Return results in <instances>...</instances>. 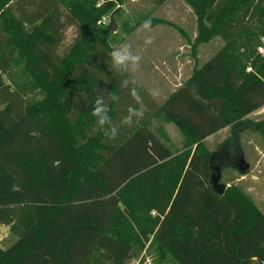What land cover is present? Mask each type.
<instances>
[{
    "label": "trees",
    "instance_id": "obj_1",
    "mask_svg": "<svg viewBox=\"0 0 264 264\" xmlns=\"http://www.w3.org/2000/svg\"><path fill=\"white\" fill-rule=\"evenodd\" d=\"M186 1L205 29L192 49L211 30L224 44L161 104L138 84L148 111L113 140L92 109L103 91L118 122L135 104L121 87L131 75L109 68L108 30L87 26L114 16V2L0 0V225L17 236L0 248V264H91L92 255L126 264L134 240L152 231L181 264H264V213L233 186L213 191L215 151L205 143L264 106L261 70L246 72L235 48L245 30L264 25V0ZM74 26L77 38L61 51ZM65 80L72 90L58 93ZM39 88L48 102L32 96ZM153 115L180 130L181 150L148 127Z\"/></svg>",
    "mask_w": 264,
    "mask_h": 264
},
{
    "label": "rangeland",
    "instance_id": "obj_2",
    "mask_svg": "<svg viewBox=\"0 0 264 264\" xmlns=\"http://www.w3.org/2000/svg\"><path fill=\"white\" fill-rule=\"evenodd\" d=\"M112 1L119 11L114 16L108 14L90 23L87 30L98 36L104 34L105 29L108 30L109 34H106V38L110 52L123 43L131 44L133 54L140 55L142 59L139 67L134 71L130 70L128 73L145 89H162L160 84L163 83L161 79L164 77L158 69H154V65L151 64L148 57L151 55L149 50L153 44L159 43L160 48L162 46L168 48L170 41L169 38L167 39L168 35L182 47L179 60L186 65L181 66L179 72L186 75H188L189 68L193 64V62H186L187 59L191 60L192 58L191 51H197V67H199L224 44L218 35L211 34V30L209 31L210 37L204 40L200 38L195 49H192L191 44L195 40L197 30L205 29L202 20L197 17L194 8L186 0H165L158 5L152 0ZM62 11L69 12L64 6H62ZM149 17L160 19L162 22L152 24L149 30H140L142 22ZM111 18L116 25L115 31H111L107 27ZM30 29L26 27V30ZM77 35L78 28L76 26L69 27L65 32L61 51L69 50ZM149 39L151 43H145ZM80 46L79 44L78 48ZM235 48L245 54V71L257 73L258 70H261L259 74L264 79V25H255L251 29L245 30L236 39ZM151 53L153 54V63L161 69L164 65L162 62L167 59L166 53L160 50ZM247 67H250V70L247 71ZM3 78L6 80L5 76ZM73 86L74 84L65 80L58 93H69ZM165 93L167 94V91L161 94L162 98L166 95ZM32 96L36 101L42 103L49 101L45 99L46 93L41 88L37 89ZM161 96L156 98L159 102L162 101ZM158 126L164 129L167 127L166 123L160 119L152 120L151 128L156 130ZM168 128L171 129L173 135L172 142L179 145L181 136L177 129L169 125ZM75 130L81 132L80 125L76 126ZM94 141L95 139L92 140V142ZM205 143L210 151H215L212 165L221 168V183L225 184L226 188L235 187L239 193L245 195L250 208L253 207L264 213V106L247 116L241 117L233 127L228 126L222 129L217 135L206 140ZM226 143L236 144L237 158L231 157L233 152L231 148H228L229 157L223 156L226 152L223 145ZM240 156L248 164L243 171L240 167ZM130 222L132 224L133 219ZM6 227L0 225V248L9 247L17 239V236ZM138 240H134L131 257L126 264H181L153 238V231L148 233L147 239ZM90 263L106 264L99 255H92Z\"/></svg>",
    "mask_w": 264,
    "mask_h": 264
},
{
    "label": "clouds",
    "instance_id": "obj_3",
    "mask_svg": "<svg viewBox=\"0 0 264 264\" xmlns=\"http://www.w3.org/2000/svg\"><path fill=\"white\" fill-rule=\"evenodd\" d=\"M99 6L97 5V7ZM151 25L152 18L149 17L142 22L140 30H149ZM145 43L150 44L151 40H146ZM108 55L110 57L109 68L121 76H124L130 70H136L142 59L140 55L133 54L131 44L129 43H123L120 47L113 49ZM121 87L128 89L129 95L135 101V104L127 108L126 114L122 115L118 122H114L109 115L110 108L105 100L103 91L98 93L91 113L96 121V127L103 132V135L113 140L118 137L121 128L131 127L135 123H138L148 111L137 80L131 77H125L121 80ZM158 94V91L155 89L149 93L153 98L158 96ZM109 99L116 101L119 97L112 94Z\"/></svg>",
    "mask_w": 264,
    "mask_h": 264
},
{
    "label": "crops",
    "instance_id": "obj_4",
    "mask_svg": "<svg viewBox=\"0 0 264 264\" xmlns=\"http://www.w3.org/2000/svg\"><path fill=\"white\" fill-rule=\"evenodd\" d=\"M178 31V30H177ZM169 38V45H168V48H165L162 46V48H160L158 46V44H153L151 45V48L149 50V53L151 54L150 57H148V59L150 60L151 64L154 65V69H158L161 73V75L164 77V79H161L163 83H161L160 85L162 86V89H158V96H156L155 98L151 97L155 102H157L158 104H161L164 100H166L170 95L171 93H173L179 86H181V84L186 80L188 79V77L191 75L193 69L195 67L198 66V55H197V51L194 52V51H191L190 54H191V60L190 59H187L186 62L188 63H192V66L189 68V73L188 75L186 74H181V72H179V69L181 66H185L186 63H182L179 58L181 57L180 55V52L182 51V47L180 45H178L179 43L172 40L171 37H169V35L167 36V39ZM176 42V43H175ZM164 48V49H163ZM157 50H160L161 52H165L166 54V57L167 59H165L162 63L164 64L162 66V68H158L156 66V64H154V60L152 59L153 58V54L151 52H155ZM194 60V61H193ZM195 62V63H194ZM176 67V68H175ZM178 72V74H177ZM183 76V78H182ZM141 86V85H140ZM142 87V86H141ZM143 88V87H142ZM147 94L149 95V93L152 91L151 88H148V89H145L143 88ZM167 91V94L165 96H161V94H163V92H166ZM161 96V99L162 101L159 102L156 98L160 97ZM162 120L166 123V128H162L161 126H158L156 130H153L151 128V122L152 120ZM168 125L171 126L172 128H176L179 135L181 136V142L179 145H176L172 142V134H171V129L168 128ZM148 127L154 132V133H157L160 138L162 140H164V142L170 146L173 150L174 153H176V151L179 149L181 150V146H182V142H183V135L182 133L180 132V130L172 123V122H169V121H166L164 120L161 116H151L149 117V125ZM226 128V127H225ZM224 129V128H223ZM222 130V129H221ZM221 130H219L218 132H216L215 134L213 135H210L206 138V140H208L210 137L212 136H215L217 135ZM8 229V227H6Z\"/></svg>",
    "mask_w": 264,
    "mask_h": 264
},
{
    "label": "water",
    "instance_id": "obj_5",
    "mask_svg": "<svg viewBox=\"0 0 264 264\" xmlns=\"http://www.w3.org/2000/svg\"><path fill=\"white\" fill-rule=\"evenodd\" d=\"M108 29L111 30V31H115V28H116V25H115V22L113 20V18H111L110 20V23L108 24ZM215 154H212L211 157H210V170H211V173H210V179H209V182H210V186L211 188L213 189V191H215L216 193L218 194H222L225 189H226V185L221 183V168L219 167H214L212 165V159L214 157ZM238 155V152L237 154ZM237 158V156H236ZM244 164V165H242ZM248 164L245 163V160L243 159L242 156H240V167H241V171H243V169L245 167H247ZM215 170V171H213Z\"/></svg>",
    "mask_w": 264,
    "mask_h": 264
},
{
    "label": "flooded vegetation",
    "instance_id": "obj_6",
    "mask_svg": "<svg viewBox=\"0 0 264 264\" xmlns=\"http://www.w3.org/2000/svg\"><path fill=\"white\" fill-rule=\"evenodd\" d=\"M223 147H224V149H226L225 151L226 152H224V154H223V156L225 157V158H228L229 157V153H230V151H229V149L228 148H231V149H233V152H232V158L233 157H236V154H237V147H236V144H232V143H226V144H224L223 145ZM222 156V157H223ZM221 158V157H220Z\"/></svg>",
    "mask_w": 264,
    "mask_h": 264
},
{
    "label": "built area",
    "instance_id": "obj_7",
    "mask_svg": "<svg viewBox=\"0 0 264 264\" xmlns=\"http://www.w3.org/2000/svg\"><path fill=\"white\" fill-rule=\"evenodd\" d=\"M104 19V18H103ZM250 70V67H247V71Z\"/></svg>",
    "mask_w": 264,
    "mask_h": 264
}]
</instances>
